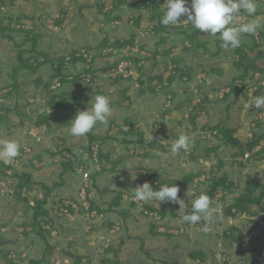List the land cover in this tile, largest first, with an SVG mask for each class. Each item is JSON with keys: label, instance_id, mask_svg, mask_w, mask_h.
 I'll return each instance as SVG.
<instances>
[{"label": "rangeland", "instance_id": "rangeland-1", "mask_svg": "<svg viewBox=\"0 0 264 264\" xmlns=\"http://www.w3.org/2000/svg\"><path fill=\"white\" fill-rule=\"evenodd\" d=\"M256 2L255 16L262 18L261 26L253 37H242L246 44L242 57L238 48H222L219 36L202 33L194 42L191 23L183 22L186 16L173 25L177 28L174 34L158 45L161 36L149 28L152 14L148 9L122 4L128 12L110 21L107 15L119 13L114 10L115 0H0V25L7 21L13 28L9 32L12 39L0 32V139H15L20 144L14 169L0 162V264H10V258L18 264L31 260L76 264L77 255L83 256L81 264H250L255 259L264 264V233L257 220L264 218V197L249 204L254 217L249 212L239 215L238 230L231 233L228 220L224 223L222 218L183 226L173 219L169 207L165 215L146 213V205L161 209L164 202L136 203L130 193L140 181H152L155 187L160 182L179 187L180 182L181 198L189 206L192 197L186 193L199 195L207 185L208 170L213 169L233 181L227 195L229 205L246 191L250 176L264 183V155L256 158L251 154L247 159L213 139L218 128L230 127L243 141L256 133L263 135L259 148L264 145V109L252 104L254 95H264V88L249 89L257 84L256 77L264 79V39L260 36L264 32V0ZM135 16L141 19L139 24ZM20 21L25 28H19ZM118 42L126 45L117 47ZM85 48L97 57L92 64L99 85L87 84L81 77L86 59L71 58ZM20 54L38 68H22ZM120 59L129 64L126 76L97 67ZM240 59L243 64L256 61L260 68L256 74L257 69L250 66V76L235 83L245 88L235 92L234 79L245 72L237 64ZM61 63L66 65L64 73L69 79H62V85L54 88ZM186 71L191 72L192 80ZM226 93L230 94L224 97ZM96 94L110 97L113 108L108 124L93 130L103 157H108L104 158L107 171L97 178L99 189L95 186V192L84 197L83 176L62 173L60 151L65 145L74 151L88 146L89 139L72 137V108L52 109L50 101L57 96L58 103L85 110ZM206 95L210 99H204ZM45 117L49 122L38 123ZM34 125L43 126L41 139L30 133ZM181 133L190 137V149L173 155L170 146ZM242 160L246 161L244 167L239 164ZM91 162L90 172L100 169V160ZM156 173L160 174L158 181ZM28 176L35 188H43L42 183L54 187L47 204L48 221L39 218L37 225L35 203H30L36 196L31 195L28 205L27 196L17 186L21 177L27 181ZM186 177H193V182L184 184ZM263 191L264 186H259L253 195ZM41 193L36 194L40 197ZM95 197L101 211L98 215L97 210H88ZM61 202L72 203L74 210H67ZM40 229L50 230L45 233L47 239L37 233ZM198 250L205 252V258L192 257Z\"/></svg>", "mask_w": 264, "mask_h": 264}, {"label": "trees", "instance_id": "trees-1", "mask_svg": "<svg viewBox=\"0 0 264 264\" xmlns=\"http://www.w3.org/2000/svg\"><path fill=\"white\" fill-rule=\"evenodd\" d=\"M166 1V0H138V1H127V0H115V8L114 10L115 11H119V8L120 6H122V4L124 3H127L129 6L133 7V8H138V9H148L149 12L152 14V17L150 18V22L148 23L149 25H152L153 26V30H154V34L157 35V36H161L160 40L157 42L158 45L166 42L168 40V38L170 36H172L175 32V30L177 29L175 26L173 25H169V26H164L160 21L163 17V14L165 12V9H162L161 7V4ZM123 2V3H122ZM112 15V13H111ZM110 14L107 15V19L112 21V20H116L118 18H123L122 14L121 13H118V15L116 16H111ZM134 20L137 24L140 23V19L139 17L137 18L136 16L134 17ZM18 21V20H16ZM21 23H23L24 21H20ZM19 23V22H17ZM194 30V32L192 33L193 34V38H194V42L200 37V35L202 33H200L198 30L194 29L193 25L191 24V26ZM190 27L189 28H186L185 30H190ZM15 28V27H14ZM10 31H13V28L10 27L9 25V22L8 23H1L0 25V32L3 33L5 36H9L10 39H12L11 37V34L9 33ZM167 34L168 36H165L164 34ZM252 37L254 35H251ZM261 38L264 39V32L263 30L261 31V34H260ZM253 40L255 41V39L253 38ZM34 44H36L34 42ZM219 44H221V41H219ZM126 45L125 42H118L117 43V47H124ZM246 44L245 43H242L241 46L238 48L237 50V53L240 54V56L244 55V46ZM119 54V53H117ZM117 54H111V55H114V56H117ZM157 52L154 53V55L156 56ZM153 55V56H154ZM20 59L23 60V57H22V54H20ZM80 58H83V57H80ZM97 57L94 56L93 60L95 61ZM79 57L75 54L73 57H72V60L76 61L78 60ZM122 60L124 59H120V60H116V61H112L113 63H111L109 66H106L104 67L103 69H101L103 72H110L111 69L115 66H117ZM42 62H45V61H42ZM243 60H239L237 62L238 66L239 67H243L244 69V73L243 75H241L240 77H237L234 79V85H233V90L235 92H239V87L236 83V81H244L248 76H250V74L247 76V73L248 71L250 70V66L251 67H255L257 70L254 71V73L258 74V69L260 68L256 61H254L253 63L251 64H243ZM40 64V63H39ZM62 66H59L57 68V75L60 80V83L62 85L63 81H67L69 79L68 75H66L64 73L65 69H66V65H63V63H61ZM38 64L37 65H34L33 63H29V61H24L23 60V63L21 64V67L22 68H30L32 70H36L38 68ZM264 71V68L262 69ZM92 72H96L97 73V69H96V65L93 64V68L91 69ZM186 74H188L187 78H189L190 80H192L193 78V75L191 74V72H188L186 71ZM253 76V75H252ZM55 78V76H54ZM78 81L80 82V79L77 78ZM78 82V84H79ZM92 84H95V85H99L100 84V81H96L95 83H92ZM261 88H264V85L263 86H259L258 90L261 89ZM215 91H218L215 89ZM228 94L230 93H226L224 95V97L228 96ZM209 95H206L204 99H210V97H208ZM208 97V98H207ZM223 97V99H224ZM62 98V97H61ZM78 98V97H76ZM57 96L53 97L52 100L50 101V107L52 109H56V108H59L61 106H69L70 108H72L73 110V118L77 112V109H74L73 105H67V104H63V103H58L57 102ZM202 103L203 102H200V106H202ZM51 114V113H50ZM49 114V115H50ZM192 118L194 119V117L192 116ZM49 118L48 117H45V118H42L40 120H38V123H45V122H49L48 121ZM218 131L220 134H222V136L220 138L219 137V133L217 132H214L213 134V139H219L218 141L222 142V143H226L228 144L229 146H231L232 148H234L235 150H237V153H240L242 156H244L245 152L246 151H250L252 153V157H256L258 158L260 155H264V145L259 149V150H256V148L261 144L262 142V137L263 135H253L252 137L248 138L247 140H242L241 138L237 137L235 135V129H232L230 127H221V128H218ZM87 137L89 139V143H88V146H82V147H79L77 150H73L72 148L68 147L67 145H65L64 147H61V151L62 154H63V157H62V165H63V174H67L69 172H74V173H78V171L76 170V168L80 165H85V170H90V166L89 164H92V160H94L93 158V146L96 144V142L99 143V140H97L96 138V135L93 133V131H91L89 134H87ZM126 142L127 143H130L131 142V139H126ZM99 146H100V143H99ZM159 147H162L164 148L162 145H160ZM89 151L91 154L89 156L88 159H84V154L85 152ZM58 152V150H57ZM101 152V153H100ZM102 151H100V147H99V160L101 162V165H100V169L99 170H95L93 169V173L92 171L90 172V177H89V184L91 183L90 186L87 187V189H95L94 187L96 186L97 187V178L100 174L104 173V171H107L106 169V164L104 162V158H108L106 157V155H102ZM250 159V158H248ZM91 162V163H90ZM239 164H241V166H245L246 165V161L242 160ZM7 167L11 168V165H6ZM24 174V173H23ZM26 174V173H25ZM24 174V175H25ZM208 174H209V179H207V185L205 187V189L202 191L204 193H206L212 200V203H213V207H219V201H221V206H222V210L223 212H221V218L223 219L222 221L225 223L227 220H228V217L229 216H233V217H238L239 215H242V214H245V213H250L251 216L255 215V214H251L253 213L252 210H250L251 207H249V204H254V203H257L259 202L260 200V197H264V191L260 193V195H253L254 193V189L259 187V186H264V183H261L259 181H257V179L253 178L252 176H250L248 178L249 180V186L248 188L246 189V191H244L242 194H240V196H235L234 199H233V202L229 203L228 205V202H227V195L230 194L231 190L233 189V181L225 174H220L218 171H214L213 169H209L208 170ZM220 174V175H219ZM80 175V174H79ZM155 178L157 179V181L160 179V174L159 173H156L155 174ZM27 181L25 178L21 177L20 181H18L17 183V186L22 190L24 186H26L28 188L29 191H32L35 187L32 186V184H30V176L27 177ZM193 177L191 178H188L186 177L185 178V182L184 184H188V183H191L193 182ZM148 183H150L152 185V187L154 188V190H159V187L160 185H163L165 184L164 182H160L159 183V186L158 187H155V185L153 184L152 181H149ZM169 185V183H166ZM178 185L179 187H182L183 185H181L180 182H178ZM42 186H43V191H44V197L42 199L38 198V197H35V204L32 205V207H34L35 209V213H34V219L36 220L34 223L35 225L38 224V219L39 218H43L44 221H48V217H49V207H47V204H48V201H49V196L52 192V190L54 189L53 186H50V185H47L45 183H42ZM99 189V187H97ZM180 189V188H179ZM181 190V189H180ZM220 191H222V195L220 194ZM131 194H133V192H130ZM182 193L181 191L179 192V196L181 197ZM122 195L120 194L119 196V199ZM217 196H221L222 199H218V202H215L214 200H216ZM221 197H218V198H221ZM95 199H92L91 200V204H90V207L88 208V210H97V215L101 213L100 209H97L96 205H95ZM26 202L28 203L29 205V199L26 197ZM117 203L119 204L118 200H117ZM61 205H65L64 202H61L59 203ZM148 204V203H147ZM147 209L151 208L150 210L152 211H156V212H160L162 215H165L166 214V208L169 207L170 208V213H171V216L173 217V219L175 220H178V210H179V205L178 204H175V203H171V202H164V205L161 209H158L157 207H154V206H151V205H146ZM191 205H189V209H190ZM68 208L70 210H74L72 208V205L71 206H68ZM159 210V211H158ZM257 212V211H255ZM145 214V213H144ZM254 217V216H253ZM181 222V221H180ZM41 225V224H40ZM112 225V224H111ZM181 225L183 226H188L189 224H186V223H182L181 222ZM239 226L238 224H230L229 227H228V232L229 230L232 232H235V230H238V227ZM39 228H42V225L39 227ZM263 231V230H262ZM50 230L49 229H40L39 231H37V233L47 239V236L45 233H49ZM264 233V231H263ZM111 247L108 248V250H110ZM205 252L203 250H198V251H194L192 253V257L197 259V258H205ZM7 257V256H6ZM82 258L83 256L82 255H77V260H76V264H81L82 263ZM11 259V258H10ZM10 261V264H18L17 262H15L13 259H11ZM41 261L40 260H31V262L29 264H40ZM250 264H261L259 261H257L256 259L252 261V263Z\"/></svg>", "mask_w": 264, "mask_h": 264}, {"label": "clouds", "instance_id": "clouds-1", "mask_svg": "<svg viewBox=\"0 0 264 264\" xmlns=\"http://www.w3.org/2000/svg\"><path fill=\"white\" fill-rule=\"evenodd\" d=\"M166 0L165 12L161 19L164 26L178 25L186 16L185 23H191L194 29L206 36H219L221 47L236 49L242 44L244 35H255L261 26L260 17H256V0ZM247 13L251 20H245L241 12ZM91 101L85 110H78L69 122V134L74 138L86 137L97 125H107L113 114L111 98L104 94L91 96ZM252 104L257 109H264V95H254ZM249 107V104H245ZM191 139L187 134H179L170 146V152L178 155L187 152ZM20 154V144L17 140L0 139V162L5 165L13 163ZM135 179L136 176L132 175ZM180 189L174 185H160L154 190L150 183L145 182L133 189V199L143 202H171L179 205L178 219L182 223L195 225L201 220L211 222L221 218V209L213 207L211 198L204 192L199 195L186 193L192 197L190 209L185 200L179 196Z\"/></svg>", "mask_w": 264, "mask_h": 264}, {"label": "built area", "instance_id": "built-area-1", "mask_svg": "<svg viewBox=\"0 0 264 264\" xmlns=\"http://www.w3.org/2000/svg\"><path fill=\"white\" fill-rule=\"evenodd\" d=\"M241 16L246 20L248 17H247V15H244V12L242 11L241 12ZM134 23V22H133ZM18 26H19V28H25L24 26H25V23L23 22V23H18L17 24ZM150 30L151 31H154L153 30V26L151 25L150 27ZM110 50H113V48H110ZM78 57H83L84 59H86L87 60V62H88V64H87V67H86V72L83 74V75H81V77L83 78V80H85L86 81V83L87 84H92V83H95L96 81H98V74L96 73V72H92L91 71V69L93 68V64H92V62H93V58H94V54L91 52V51H89L88 49H82V52L81 53H77L76 54ZM72 58V57H71ZM82 58V59H83ZM124 61V60H123ZM123 61H121L117 66H115V67H113L111 70V73H113V72H115L116 74H124L125 76L126 75H128L126 72H127V68H128V66H129V64L128 63H124ZM105 73H108V72H105ZM130 73H132V71L131 70H129V75H130ZM256 82H257V84L256 85H253V86H249V89H257L258 90V88H259V86H263L264 85V79H259L258 77H256ZM61 85V83H60V80H59V78H57L56 79V83H55V85H53V87L54 88H57L58 86H60ZM239 88L241 89V88H245V86L242 84V83H239ZM30 133L36 138H38V139H41L42 137H43V135H44V129H43V126L42 125H40V126H37V125H34L33 127H32V129L30 130ZM260 146V145H259ZM259 146L256 148V150H259L260 148H259ZM93 158H94V162L95 163H99V157H98V153H99V144L98 143H96L93 147ZM90 152L89 151H87V152H85V154H84V157H88V156H90ZM250 154V155H249ZM251 152L250 151H246L245 152V156H244V158H249L250 156H251ZM20 158V157H19ZM19 158L17 157L16 159H18V161H19ZM19 166V165H18ZM17 166V167H18ZM15 167H14V165H13V163L11 164V168H9V170H12V169H14ZM76 170L78 171V173L81 175V176H83V178H84V181H85V183H84V185H85V187H83L82 189H83V192H82V195L84 196V197H86L87 196V194H89L91 191H94V189L93 188H91V189H87V187L88 186H90L89 185V181H88V179H89V177H90V170H85V165H80V166H78L77 168H76ZM122 180H124V179H122ZM142 182V185H143V181H140V183ZM139 183V182H138ZM136 184L137 186H141V184ZM137 186H135V187H137ZM19 188V187H18ZM21 193H23V195L24 196H27V198L28 199H31V195H35L36 197H38V198H40V199H42L43 197H44V191H43V189L42 188H34L32 191H29L28 190V188L26 187V186H24L23 187V189L21 190L20 188L18 189ZM35 191V192H34ZM39 191H41L42 193H41V195H40V197L37 195L38 194V192ZM95 192V191H94ZM221 193V195H222V191H220ZM37 193V194H36ZM132 198V200L134 201V202H136V203H140L139 201H137V200H134L133 199V196L131 197ZM92 199H94V198H92ZM92 199H90V200H92ZM218 197L216 198V200H215V202H218ZM142 202V201H141ZM30 203L31 204H34L35 203V197H34V201L32 200H30ZM65 203V202H64ZM90 204H91V201H90V203H89V206H88V208L90 207ZM72 205V203L71 204H69V203H65V205H61V206H66V209L67 210H70L69 208H68V206H71ZM141 205H144V203H142ZM219 208H221V212H223V210H222V206L221 207H219ZM70 211H72V210H70ZM57 213H59L58 211H56ZM146 213H150V212H153V211H149L148 209H146V211H145ZM63 213V212H62ZM97 214V213H96ZM155 214H158V212H155ZM258 220V223H259V227H260V229L261 230H263L264 231V218H258L257 219ZM228 222H229V224H235L236 223V221H235V219H234V217L233 216H229L228 217ZM113 231H114V229H113Z\"/></svg>", "mask_w": 264, "mask_h": 264}, {"label": "crops", "instance_id": "crops-1", "mask_svg": "<svg viewBox=\"0 0 264 264\" xmlns=\"http://www.w3.org/2000/svg\"><path fill=\"white\" fill-rule=\"evenodd\" d=\"M124 5L129 6L127 3H124ZM124 5H123V6H124ZM123 6L119 8V13H121L122 16L124 17V14L127 13L128 11L126 10V7H123ZM130 7H131V6H130ZM19 8H20V9H23V7H20V6H19ZM122 9H123V10H122ZM127 9H128V8H127ZM132 9H133V7H132ZM17 11H19V10H17ZM117 11H118V10H117ZM117 11H116V14H117ZM126 11H127V12H126ZM130 12H131V11H130ZM132 12H133V11H132ZM19 14H20V12H19ZM138 14H139V13H138ZM117 15H118V14H117ZM19 17H20V16H19ZM139 19H140V18H139ZM140 22H141V19H140ZM6 23H7V21H6ZM56 23L59 24L57 21H56ZM76 54H77V53H76ZM79 58H80V57H79ZM108 58H109V57H107V58L104 57V59H108ZM80 59L82 60V58H80ZM98 63H99V62H98ZM100 63H102V61H101ZM108 64H109V63L97 64V65H98L97 67L103 69L104 66H109V65H110V64H109V65H108ZM101 69H100V70H101ZM234 219H235V221H236V224H238V220H239V218H238V217H234Z\"/></svg>", "mask_w": 264, "mask_h": 264}]
</instances>
